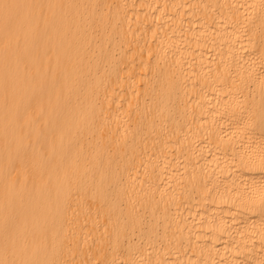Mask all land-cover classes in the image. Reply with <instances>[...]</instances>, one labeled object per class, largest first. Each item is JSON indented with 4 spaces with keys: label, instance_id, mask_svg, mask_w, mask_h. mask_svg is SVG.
Wrapping results in <instances>:
<instances>
[{
    "label": "bare ground",
    "instance_id": "6f19581e",
    "mask_svg": "<svg viewBox=\"0 0 264 264\" xmlns=\"http://www.w3.org/2000/svg\"><path fill=\"white\" fill-rule=\"evenodd\" d=\"M0 264H264V0H0Z\"/></svg>",
    "mask_w": 264,
    "mask_h": 264
}]
</instances>
